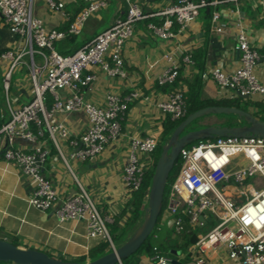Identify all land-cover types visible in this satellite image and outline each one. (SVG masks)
Segmentation results:
<instances>
[{"label": "built area", "instance_id": "built-area-1", "mask_svg": "<svg viewBox=\"0 0 264 264\" xmlns=\"http://www.w3.org/2000/svg\"><path fill=\"white\" fill-rule=\"evenodd\" d=\"M83 1L86 6L67 31L62 32L48 30L42 20L33 15L34 0H0L2 22L22 40L20 46L0 53V64H6L3 89L4 112L8 115V120L0 126V156L33 183L29 204L34 209L52 211L60 224L82 220L89 239L107 242L108 250L115 252L117 248L106 226L114 221L101 215L97 204L76 180L70 160L84 163L100 156L118 139L121 122L130 105L137 101L156 109L163 118L183 119L186 116L185 90L179 85L155 100L137 89L123 95L108 92L102 104L97 105L85 96L96 80L89 70L97 68L108 78L125 79L123 50L133 38L135 25L144 24L154 36L167 40L173 37L170 29L174 23L179 30H184L197 21L201 10L243 0H176L152 14L145 13L131 0H124L127 10L123 19L116 20L73 55L61 56L55 51L54 43L78 35L90 15L107 6V0ZM45 2L49 11L63 9L62 3ZM155 17L163 18L161 25L148 22ZM219 19L220 12L213 11L211 22L214 26ZM211 31L222 34L223 28L216 26ZM235 41L239 67L231 74L224 73L219 67L210 71L220 96L231 101H262L259 98H264V85L256 78L255 68L264 60V55L251 44L241 23L237 25ZM35 56L41 60L40 64L35 62ZM24 58L28 60L24 61ZM165 62V67L155 76L159 88L174 86L179 70L193 64L190 54L178 60L171 52L165 55ZM18 66L26 69L33 94L32 100L20 108L9 101L10 78ZM48 95L52 100L50 108L46 106ZM74 112L86 115L87 127L79 141L71 142L75 151L67 158L60 151L59 141L67 140L70 134L64 124L52 120L56 114ZM45 134L78 187L75 194L64 199L40 171L49 154L39 143ZM17 138L34 146L17 148L14 145ZM157 145L155 137L131 138L122 175L124 205L140 191L146 174L151 172L153 163L147 158L155 152ZM142 157L146 162L141 161ZM179 157L181 163L177 166L160 221L171 220L177 234L183 231L181 216L187 217L190 225L199 227H204V222L199 221L200 216H209L211 222L213 218L218 221L189 247L194 257L192 264H211L209 255L214 253L215 257L216 250L221 247L226 249L229 264H264V139L257 136L205 139L181 149ZM249 179L253 182L245 185ZM241 196H246L244 202ZM123 210L126 213L119 222L121 225L130 217L131 207L125 206ZM169 217L173 219H167ZM153 238H157L154 232ZM151 264H172V261L154 246Z\"/></svg>", "mask_w": 264, "mask_h": 264}, {"label": "crops", "instance_id": "crops-1", "mask_svg": "<svg viewBox=\"0 0 264 264\" xmlns=\"http://www.w3.org/2000/svg\"><path fill=\"white\" fill-rule=\"evenodd\" d=\"M54 1L63 4L61 11H49L45 0H34L33 3V15L42 20L48 30L68 29L86 4L83 0ZM175 1L131 0L132 3L140 4L142 7L138 6L147 14L155 13ZM126 10L124 0H107L106 8L91 14L84 22L80 33L75 36L76 44L80 49L83 48L100 32L110 28L116 20L123 19ZM215 10L220 12L216 26L223 28L222 34L211 31L216 27L211 22V14ZM206 13L210 17L205 18L200 13L197 21L184 30H179L174 23L170 29L173 37L167 40L154 36L144 24L138 23L133 38L126 43L123 50L126 78L111 79L99 69L93 68L91 72L96 80L90 85V91L86 92V98L94 104L101 105L108 92L123 95L137 89L141 94L150 95L155 100L163 94L156 88L155 76L166 65L165 55L171 52L180 60L187 54L196 57L201 52L204 56L203 96L207 99L228 101L221 98L210 71L219 67L224 73L231 74L239 67L235 41L238 23L245 28L251 44L258 51L264 50V0L220 4L206 9ZM152 21L150 23L161 25L163 18L155 17ZM206 24L209 26L208 32L205 30ZM21 44L22 40L10 32L0 18V53ZM5 70L6 64H0V99L3 98L0 103L2 110L0 126L8 120V115L4 112L5 94L2 90ZM25 70L23 68L25 73L18 70L15 72L16 80L12 81V75L10 78L9 101L16 108L27 104L33 97ZM181 72L183 77L189 78L195 70L188 67L182 68ZM255 75L264 85V61L257 64ZM259 99L264 104V98ZM163 120L156 109L137 101L130 105L125 119L121 122V134L116 141L112 142L100 156L81 164L74 163L73 172L76 180L98 206L110 210L115 216L121 214L126 206L122 200V175L129 142L135 136L148 137L147 132L158 136L162 130ZM52 121L64 124L68 130L70 137L67 140H60L59 145L61 153L65 157L66 155L70 157L75 151L71 142L79 141L87 127V117L83 112L60 113L56 114ZM39 143H42L41 145L49 152L46 162L40 169L41 173L55 186L62 199L75 194L78 191L77 184L64 166L52 141L45 135ZM14 145L20 149H31L34 146L19 138L15 140ZM75 171L79 172V176ZM33 187V183L21 176L13 164L5 162L0 157V239L8 242H11L10 239H16L19 248L39 250L56 259L69 262L87 256L100 241L86 236L85 223L82 220L60 224L52 211L40 212L34 209L29 204ZM145 198L143 206H146L147 194ZM143 263L150 264L146 259H142L141 264Z\"/></svg>", "mask_w": 264, "mask_h": 264}, {"label": "water", "instance_id": "water-1", "mask_svg": "<svg viewBox=\"0 0 264 264\" xmlns=\"http://www.w3.org/2000/svg\"><path fill=\"white\" fill-rule=\"evenodd\" d=\"M155 2L157 0H149ZM160 1V0H158ZM168 1V0H165ZM239 55V52L236 51ZM264 61V60H262ZM208 115H232L237 118L238 124L234 127H224L212 125L200 130H194L182 135L183 131L195 120ZM257 136L264 139V122L253 117L251 113L230 107H207L198 110L181 122L170 137L163 143L161 154L156 163L150 186L147 193L146 207L144 209L143 220L136 228L132 236L115 252L107 253L96 260L78 263L61 261L49 257L46 253L35 249H22L14 246L11 242L0 239V263L2 264H121L123 259L134 254L147 238L152 234L157 225L159 215L162 210L163 196L166 184L168 183L170 172L179 156L181 149L205 139L215 137H237ZM204 226L211 222L209 216L199 217ZM171 241L172 249L170 255L178 257L181 251L176 250L174 240ZM172 264H180L172 261ZM192 264V263H190Z\"/></svg>", "mask_w": 264, "mask_h": 264}, {"label": "trees", "instance_id": "trees-1", "mask_svg": "<svg viewBox=\"0 0 264 264\" xmlns=\"http://www.w3.org/2000/svg\"><path fill=\"white\" fill-rule=\"evenodd\" d=\"M85 6H86V4H85ZM200 13H202V15L205 18L210 17L209 14L206 13V9L201 10ZM148 21L150 22V21H152V19H149ZM152 22H154V21H152ZM61 30L64 31V32L67 31V29H65V28L61 29ZM205 30H206V32L209 31L208 24L205 25ZM75 39H76L75 36H70L69 38H66L65 41H61V42L58 41L56 44L54 43V49L61 56L73 55L75 52H77L80 49V46H78V44H76ZM263 51L264 50L259 51V53L264 55ZM191 59H192L193 64H194V66L192 64L191 67L193 68V70H195L194 73L192 72V76H190L189 78L183 77V74L181 72L182 69H180L179 73H178V77H177L176 83L174 84V86L159 88L156 85L157 90L161 91L162 93H168L172 89L176 88L179 85L184 87V90H185L184 100H185V105H186V116L183 119L177 120V121H172L169 117H166L163 120L162 130L160 132L161 134L163 133L164 136L165 135H169V137H170V135L175 130V128L181 122H183L187 118V116H189L190 114H192V113H194V112H196L198 110H201L203 108H207V107H230V108H236V109L242 110L244 112H249L250 113V111H248V108L250 107L249 106L250 104L248 105L247 102L244 103L245 106H244V108H242V107H240L238 105L225 104L226 101H220V100H214V99L205 98L203 96V93H202V82H203L202 73L204 71V65H203L204 56L201 55V52H200V54H198V56H196V57H195V55H193V56L191 55ZM2 90H3V93H4V89H2ZM2 100H3V98H2ZM2 100L0 99V103H1ZM51 104H52V100H51L50 96L48 95L47 96V108L48 107L50 108ZM252 104H253L254 107L257 108V112L256 113H253V114L251 113L252 116L257 118L258 120L264 122V117H263V115H264V104L263 103H259V102H254ZM255 114L262 115V116L259 117V116H256ZM237 124H238V121H237V123L235 125H225L224 127H234ZM209 126H212V125H209ZM209 126H207V127H209ZM45 135L47 136V134H45ZM161 147L162 146L161 145L159 146V144H158L157 147H156V150H155V151L158 150L157 161H158L159 156L161 154ZM177 164H178V158H177L174 166H176ZM152 175H153V171L148 172L146 174V179L144 180L140 191L135 193L133 195L132 199L126 205V207H131V212H130V217L127 218L126 223L124 224L125 227H127L129 225H135V228H137L141 224V222L143 220L144 209L146 207V206H143V203L146 200L145 197H146V194H147L149 186H150V181H151ZM173 180H174L173 177L169 176L168 186L165 187V191H164L162 210H161V213L159 215L157 224L161 220V216L163 214V211H164L166 203H167V196H168V193H169V189H170V186H171ZM125 213H126L125 210H123L121 212V214L116 216V219H114L113 223L120 222V220L125 217ZM181 235H183L184 238L187 239L186 244L188 246L193 245L196 242V240H197V236H195L193 234V232L191 230H189V228H187L185 226H183V231H182ZM151 238H153V234H151L147 238V240L142 244V246L134 254H132L131 256H129L126 259H123L121 261V264H141L142 259H146L151 264V258L153 257V247H154V245H152V243H151ZM168 239H170V238H168ZM167 240H166V242H167ZM11 243L14 246L19 248L16 239H12ZM167 244H169V242H167ZM175 245L177 246L176 241H175ZM107 250H108V243L104 242V241L103 242L100 241L98 245H96L93 249H91L89 251L87 256L89 258H92L94 256V258L91 259V261H93V260H96L99 257L104 256V255H106L107 253L110 252L109 250L108 251ZM98 253H101V255L99 257H96L95 255L98 254ZM47 255L49 257H51V258H54V257H52L49 254H47ZM87 256H83V257H81L79 259L85 260ZM59 260L64 261V262L66 261L64 259H59ZM83 260H82V262H80V261H74V262L85 263V261H83ZM0 264H2V263H0ZM8 264H11V263H8Z\"/></svg>", "mask_w": 264, "mask_h": 264}, {"label": "rangeland", "instance_id": "rangeland-1", "mask_svg": "<svg viewBox=\"0 0 264 264\" xmlns=\"http://www.w3.org/2000/svg\"><path fill=\"white\" fill-rule=\"evenodd\" d=\"M140 7H142L140 4H138ZM153 5V4H151ZM102 10V9H101ZM100 11V10H99ZM115 23V22H114ZM105 28H103L104 30ZM100 30V31H103ZM135 30H136V25L134 26V34H135ZM105 31V30H104ZM101 33V32H100ZM99 33V34H100ZM134 36V35H133ZM58 42V41H57ZM55 42V44L57 43ZM56 51V50H55ZM27 58H24V61H27ZM35 62L37 64L41 63V60L39 59V57L35 56ZM18 71H22V73H25L23 71V68L21 66H18L17 69L13 72L12 74V81L16 80V73ZM92 69H90L89 71H91ZM26 71V70H25ZM27 72V71H26ZM32 100V98H31ZM229 102V103H228ZM247 104L250 106L248 108V111H250V113H256V107L253 106V104L251 102H249V100L246 101ZM259 103H262L263 101H256ZM245 101H231L228 100L226 101L225 104H229V105H238L242 108H244L245 106ZM47 106V104H46ZM49 108V107H48ZM256 116H262V115H257ZM264 117V115H263ZM165 119V118H164ZM163 123V122H162ZM237 123V119L235 118V116L232 115H208V116H204L202 118H199L195 121H193L182 133V135L194 131V130H200L203 128H206L209 125H221V126H225V125H235ZM146 136H151V137H155L156 140L158 141L159 146L163 145V142H165L169 135H165L162 133H159L158 136H154L151 135L149 132L146 133ZM196 142L192 143L191 145L195 144ZM68 158L69 156L66 155ZM149 158H147V161L153 163V166L151 167L150 171L154 172L155 166H156V162H157V157H158V150L155 151L153 154H151L150 156H148ZM143 158V157H142ZM142 162H146L145 158L141 159ZM74 163H76L75 161L70 160V164L72 165V167H74ZM181 163V159L178 156V164L176 166L173 167L172 171L170 172V177H173V179L175 178L176 174H177V166ZM81 164V163H80ZM18 173L21 175V173L18 170ZM75 174L77 176H79V172L75 171ZM146 179V176H145ZM255 179V178H253ZM253 179H249L245 185L251 184L253 182ZM166 186H168V183L166 184ZM220 190V187H218ZM226 192V191H225ZM244 202V198L246 196H241ZM97 208L99 210V212L101 213V215L103 217H109L111 218L113 221L114 219H116V216L112 214V212L108 209H105L104 207L98 206ZM181 218L183 219V226L189 228V230H191L193 232V234L195 236H200V235H205L206 233H208L213 227H215L218 223V221L213 218L212 222L208 223L206 226L204 227H199L197 225H190L189 221L187 219V217L181 216ZM167 219H173L171 217L167 218ZM171 220H167V221H159V223L157 224V227H159V231L154 229V233L157 235V238H151V243L152 245L156 246L159 250V253L164 256L165 258L169 259L170 261H177L180 264H189L192 263L194 260L193 255L189 252V247L186 242L187 239L184 238L183 235L181 234H177L175 231L174 226L170 223ZM107 229L111 235V238L113 239L114 245L116 246V248H119L120 246H122L134 233V231L136 230L135 225H129L127 227H125V225H121L119 222L118 223H107L106 224ZM156 227V228H157ZM152 232V234H153ZM1 236V235H0ZM170 238V240H175L177 247L176 250L181 251V254L178 257H175L173 255H170L169 251L172 249L171 246V241H169V244H167L166 240ZM169 240V239H168ZM10 241H12V239H10ZM108 251V250H107ZM110 253V252H109ZM216 256L214 257V253L210 254V262L211 264H229V261L226 258V249L225 247H221L219 249L216 250L215 252ZM101 255V253L96 254V257H99ZM94 256L92 258H89L88 256L86 257L85 260L83 259H74V261H80L82 262H90L91 259H93ZM145 264V263H143Z\"/></svg>", "mask_w": 264, "mask_h": 264}]
</instances>
